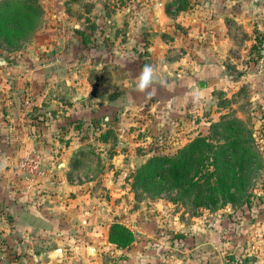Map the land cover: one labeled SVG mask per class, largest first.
Here are the masks:
<instances>
[{"label": "rangeland", "instance_id": "374dc122", "mask_svg": "<svg viewBox=\"0 0 264 264\" xmlns=\"http://www.w3.org/2000/svg\"><path fill=\"white\" fill-rule=\"evenodd\" d=\"M152 1L37 0L43 16L36 32L25 33L24 41L13 46L0 39V81L10 83L7 88L0 87V146L14 135L11 121L5 117L10 115L12 102L16 104L14 78L20 74L5 67L28 63L25 55L34 50L41 28L55 34L53 40L44 41L40 52L37 46L36 62L67 66L70 59L74 74L82 75L79 71L83 69L92 84L83 102L85 116L74 122L73 132L59 139L73 146L67 161L74 168L64 178L62 192H52L63 197L58 208L57 200L43 203L31 195L38 192L31 184L56 187L54 179H61L47 153L33 150L10 161L0 147V162L5 164L0 170V264H209L210 242L225 262L229 258H234L235 264L264 260V19L250 21L253 28L249 31L239 19L240 0L225 5L223 11L232 14L226 22L231 42L222 51L228 53L218 59L216 71L202 68L192 81L190 77L195 75L191 71L181 74L175 66L165 69L160 64L180 62L188 54L178 43L184 41L182 34H188L181 24L162 33L166 55L154 59L159 35L155 30L165 24L146 9ZM191 1L165 3L176 14L181 7L207 9L209 0ZM260 13L264 17V11ZM53 17L55 22L50 20ZM252 36L254 40H250ZM209 42L205 37L200 45L210 56L213 49ZM68 43L72 55L58 59L57 54L62 55ZM144 65L153 70L155 65L157 70L153 83L140 92L137 78ZM28 110L26 107L25 116L37 119ZM235 119L241 121L236 132L246 141L244 145L256 151L251 173L246 176L250 181L249 206L238 198L235 205L219 202L212 208L196 207L175 190L163 192L160 198L134 191V172L153 156H175L198 136H207L209 131L211 135L214 123ZM37 153L51 179L32 180L23 168ZM12 175L23 182L22 201L13 200L11 186L5 189L3 181ZM35 209L53 214L50 220L55 219L54 224L39 222ZM114 224L132 231L135 240L130 247L118 248L110 242Z\"/></svg>", "mask_w": 264, "mask_h": 264}, {"label": "crops", "instance_id": "0c3cea01", "mask_svg": "<svg viewBox=\"0 0 264 264\" xmlns=\"http://www.w3.org/2000/svg\"><path fill=\"white\" fill-rule=\"evenodd\" d=\"M188 1L192 2L191 0ZM238 1L239 0H209L205 3L207 9L199 5L196 8L188 6L182 9L181 7L178 13L173 14L171 11L172 8H169L170 5H166L165 0H153L151 7L146 9H148L149 12H154L155 20L165 24L155 30L159 32V35L157 34L158 39L156 40V46L153 47L152 54L154 59L160 58L161 55L165 58L166 55L167 44H165L163 36H161L162 33L174 31L175 25L181 24V26L187 29L186 31L188 34H182L181 37L184 41H179L178 43L187 48L188 54L180 62L169 64L163 61L164 64L163 62L160 64L164 66L165 69L175 66V68H177L176 70L181 74L191 71L192 74L195 75V78L190 77L192 81L197 79L199 72H203L202 68H204L205 71L210 69V73L216 71L217 68L215 66L218 59L220 57L222 58L223 54L226 56L228 53L227 50L222 52L225 49L224 47H228L231 42L226 22L228 17L232 14H227L223 11V8L225 5L229 6L231 3ZM254 1L255 0H240L242 5L240 4L239 19H241L249 31L253 28L250 21L254 22V20L264 19L262 13H260L264 11V0H259L257 8L253 5ZM176 4L179 5L180 3L177 1ZM50 20L55 22V17ZM259 22L260 21H258V23ZM47 23H49V21H47ZM46 30L48 32L42 35L43 31ZM54 34L52 29L48 30L41 28L35 36L36 43L39 44L37 45L35 43L34 50H29V54L27 53L25 55L28 63L20 62L13 66L7 64L5 67L8 70H14L16 73L20 74L16 75L14 78L15 85L13 87L15 91L13 94L15 97L13 101L16 102V104L12 102V109L8 107L10 115L5 117L6 120L11 121L12 126H10V130L13 131L14 135H12V139L6 143L2 141L0 147L3 155L10 161H17L18 158H24L33 150L47 153L49 156V164L56 165L58 176H60L59 178L61 179H54L56 181L54 183V185H57L56 187L48 185L47 183L40 184L41 182L31 184L32 189L38 188V195H36L37 193L35 191L31 195L36 196L35 199H41L43 203L50 202L52 199L57 200L58 204H55V208H58L59 202L63 197L60 193H57V195H55V193L62 192V189L65 187L64 184L66 183L64 178L69 177L72 174L71 169L74 168V165H70L67 161L69 155L74 150L73 146H70L68 143H63L59 139H64L66 134L73 132L72 125L74 122L85 116L83 115V102L86 97L88 98V89L91 88L92 84L88 81L87 77L84 76L85 71H83V69L79 71L80 73L82 72V75L78 76L74 74L75 71L70 68L69 56L73 53L70 49V43L61 51L62 55H60V52L57 54L58 59L61 58V56L63 59H69L66 62L67 66L56 65V63L53 62L47 64L36 62L34 56L37 57L35 53L37 51V46H40L39 52L43 50L45 47L44 41L49 42L53 40ZM205 37L206 40L208 38L210 39V49H213V53L211 54L210 52V56L204 52L203 45H200L201 39ZM254 38L255 36H252L250 40H254ZM199 46H201L200 49ZM221 47L222 49L220 50L219 48ZM154 67L156 69L155 65ZM164 68L162 67V72H164ZM158 72L160 73L159 70ZM210 77H213V75L210 74ZM8 84H10L8 81H0L1 88H7ZM79 100H81V105L77 103ZM71 102L74 103L72 107L70 106ZM26 107L30 108V110H28L29 112L34 113V118L38 116L37 119L32 120L25 116L24 110ZM18 131L22 133L19 137H15ZM41 136L42 138H39ZM4 172H6V170L2 173ZM50 173L51 172L48 171L45 178L51 179L52 176ZM3 182L7 185L5 189L11 186L12 195L14 196L13 200H17V198L20 201L23 200V192L21 190L23 182L20 176H8ZM50 183L52 184V182ZM47 187L48 191L46 190ZM43 191H45L46 194L42 195ZM52 192L55 193L53 194ZM21 206L22 205H20V211L22 214ZM40 206L41 204L38 207ZM35 212V215L40 218L38 219L39 222L45 225L50 222V226L54 224L55 219L50 220L53 214L48 215L47 213H42V210L39 211L37 209H35ZM44 220L47 222L45 223ZM210 247L219 253L211 242ZM220 261L222 264L227 262V260L225 262L222 258H220ZM256 264H264L263 258L261 257Z\"/></svg>", "mask_w": 264, "mask_h": 264}, {"label": "trees", "instance_id": "16d2710c", "mask_svg": "<svg viewBox=\"0 0 264 264\" xmlns=\"http://www.w3.org/2000/svg\"><path fill=\"white\" fill-rule=\"evenodd\" d=\"M42 14L37 0H6L0 4V39L10 46L24 41L25 33L36 32ZM241 125L238 119L214 123L211 135L209 131L207 136H198L177 155L153 156L134 172V191L160 198L163 192L175 190L196 207L212 208L219 202L235 205L238 198L249 206L250 181L246 176L251 173L256 151L246 147L236 132ZM109 237L118 248H128L135 240L132 231L120 224L111 227ZM235 261L229 258L225 264ZM209 264H222L211 247Z\"/></svg>", "mask_w": 264, "mask_h": 264}, {"label": "built area", "instance_id": "2783aa9c", "mask_svg": "<svg viewBox=\"0 0 264 264\" xmlns=\"http://www.w3.org/2000/svg\"><path fill=\"white\" fill-rule=\"evenodd\" d=\"M23 168L31 174L32 180L47 176L43 157L40 154H35L31 159L23 164Z\"/></svg>", "mask_w": 264, "mask_h": 264}, {"label": "clouds", "instance_id": "9594fccd", "mask_svg": "<svg viewBox=\"0 0 264 264\" xmlns=\"http://www.w3.org/2000/svg\"><path fill=\"white\" fill-rule=\"evenodd\" d=\"M154 70L150 65H144L138 79L137 90L145 91L153 83Z\"/></svg>", "mask_w": 264, "mask_h": 264}, {"label": "water", "instance_id": "95a60500", "mask_svg": "<svg viewBox=\"0 0 264 264\" xmlns=\"http://www.w3.org/2000/svg\"><path fill=\"white\" fill-rule=\"evenodd\" d=\"M253 5H254V7H257V6H258V0H255L254 3H253ZM2 60L4 61L5 59H2ZM201 86L203 87V83L201 84ZM4 166H5V164L0 162V170H1ZM55 252H56V253H60L59 255H61V250H57V251H55Z\"/></svg>", "mask_w": 264, "mask_h": 264}]
</instances>
